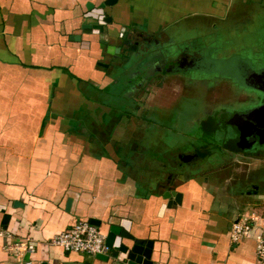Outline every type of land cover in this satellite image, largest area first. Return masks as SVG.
<instances>
[{
  "label": "crops",
  "instance_id": "obj_1",
  "mask_svg": "<svg viewBox=\"0 0 264 264\" xmlns=\"http://www.w3.org/2000/svg\"><path fill=\"white\" fill-rule=\"evenodd\" d=\"M101 1L0 0V231L9 234L0 236V264H18L1 247L18 239L34 246L21 258L30 264H104L47 244L81 218L104 235L122 222L150 240L151 264H264L254 253L255 236L264 237V138L252 134L244 146L246 135L218 124L210 108L245 92L222 81L204 97L177 76L143 72L163 48L190 46L196 28L239 34L230 52L259 66L264 0H117L103 9L111 22L102 32H83L94 23L85 4ZM129 30L148 40L144 50L124 49ZM119 46L147 55L125 62ZM162 119L174 124L167 134ZM227 126L235 137L219 135ZM201 132L211 137L194 141ZM168 181L178 203L162 198ZM236 218L252 226L230 244ZM118 256L115 264H129Z\"/></svg>",
  "mask_w": 264,
  "mask_h": 264
},
{
  "label": "flooded vegetation",
  "instance_id": "obj_2",
  "mask_svg": "<svg viewBox=\"0 0 264 264\" xmlns=\"http://www.w3.org/2000/svg\"><path fill=\"white\" fill-rule=\"evenodd\" d=\"M195 31L196 36L191 39L192 42H190V46H187L184 41H180L177 43L176 47L173 46L172 50L168 51L163 48V51L156 55L157 61L155 66H147L144 68L146 75L151 76L155 71L163 81L170 76H177L180 85L184 86L187 83L202 92L204 97V94L211 91L213 92L215 88L219 89L224 87L222 85L224 81L233 82L232 86H229L232 89H242L245 92V100L239 101L238 99L234 100L231 98L226 102L216 97L213 99L210 106L212 109V117L218 124L221 122V124L225 125L227 122L232 123L235 121L232 116L236 114L241 116L251 114V121L260 123V119L264 118V108L262 106L264 103H261L257 99V96L259 93H262L264 97V62L262 61L260 65L257 66L259 63L257 62V64L251 56L248 57L245 52H242L240 55H229L231 57L235 56V66L233 65L235 70L233 71L234 73H231V76H229V74H227L229 71L226 69V67L230 69L228 62L229 53L227 54L225 50L218 49V43L222 42L225 44L226 41H229L230 44L234 46L238 42L240 35L231 33L230 36L223 37V34L217 29L213 32H207L201 28H196ZM131 34H133V38L137 39L129 42L127 44L128 47L134 44V42H136L135 49L138 48L139 51L144 50V47L148 46L149 43L145 37H142L138 33H132L131 30L126 31L124 36L129 35L131 38ZM123 37L121 39H123ZM210 38L215 41L213 46H208V39L211 40ZM127 50L129 49L127 48ZM242 56L244 59H242ZM149 59L148 57L144 59L145 61H143L142 64H147ZM248 60L251 61L247 63ZM235 71H237V75ZM251 73L254 75L256 73L257 77L251 76ZM250 93H252V95H250ZM195 108L198 109L197 107ZM204 108L207 109L206 107ZM226 128L227 130H231L226 132L227 130L225 131L221 127V131L218 132L220 136L226 135L227 138L236 136L234 126L233 128H231V126H227ZM243 128V130H245L244 135H246L243 144L249 148V141L252 134L254 135V131L251 128ZM198 130H203V123L199 125ZM206 135L207 137H211V135L205 132L204 134L202 132L200 134H195L196 138H194V141H202L203 137ZM240 142L239 139L238 143ZM194 159L198 160L199 158L190 157L189 161L192 163L195 161Z\"/></svg>",
  "mask_w": 264,
  "mask_h": 264
},
{
  "label": "water",
  "instance_id": "obj_3",
  "mask_svg": "<svg viewBox=\"0 0 264 264\" xmlns=\"http://www.w3.org/2000/svg\"><path fill=\"white\" fill-rule=\"evenodd\" d=\"M117 0H102L96 10H93L90 3H86L85 7L88 11H91L86 16L90 17L94 20V23H83L80 25V28L85 33H90L91 30L102 32L103 31V25L109 24L111 22L110 16H104L103 9L105 7H110L116 3ZM77 39V38H75ZM129 35H125L122 39V42L125 44L124 49L127 50H135L136 42L134 44L127 46V43H129L130 40ZM121 46L115 47V54L118 58H123L125 62L133 61L137 56L139 57H145L146 51L139 52V55H130L129 52H126L122 54V52H119ZM128 51V50H127ZM145 59V58H144ZM152 66V65H151ZM144 74L146 75V71L143 70ZM142 74V75H144ZM257 99L262 103H264V97L262 96V93L258 94ZM264 108V104L262 105ZM250 113V112H249ZM247 115V114H246ZM251 114H248L247 116H241V115H235L232 116L235 120L231 124L237 127L238 133L240 135L245 134V130H243L245 127L246 129H253L254 135L260 140L261 138H264V118L260 119V123L251 121ZM258 120V119H257ZM230 123V122H229ZM249 123V124H248ZM169 181L166 183V190H164L162 194V198L167 199L168 201L170 199H173L174 202H179L180 194L178 192H175L171 185H168ZM170 204V203H169ZM169 204H167L169 206ZM89 223L93 225H98V221L94 219H89ZM126 226L124 223L119 222L118 224H109L107 226L106 232H105V238L104 243L108 246V248H111L115 253L112 255H106V254H95L94 258L103 262L104 264H115V262L119 259L118 255H123V260L126 261L129 264H151V261L149 260L150 257V250L152 243L150 240H140L136 239L131 233H129L126 230ZM124 240H127L129 243L122 242ZM129 261V262H128Z\"/></svg>",
  "mask_w": 264,
  "mask_h": 264
},
{
  "label": "built area",
  "instance_id": "obj_4",
  "mask_svg": "<svg viewBox=\"0 0 264 264\" xmlns=\"http://www.w3.org/2000/svg\"><path fill=\"white\" fill-rule=\"evenodd\" d=\"M252 224L247 220L236 218L228 226L227 235L230 244L237 243L240 239L248 235ZM3 234L0 231V236ZM105 235L97 227L88 222L87 219L81 218L67 229L54 234L48 241V245L57 246L65 251L85 253L89 255L107 254L108 246L104 243ZM2 250L10 257L18 259V264H30L29 260L23 261L21 258L25 254H30L34 246L28 239H18L1 246ZM254 253L256 258L261 261L264 259V237L256 235L254 238Z\"/></svg>",
  "mask_w": 264,
  "mask_h": 264
},
{
  "label": "rangeland",
  "instance_id": "obj_5",
  "mask_svg": "<svg viewBox=\"0 0 264 264\" xmlns=\"http://www.w3.org/2000/svg\"><path fill=\"white\" fill-rule=\"evenodd\" d=\"M190 35H192L193 33H189ZM211 40H209L208 39V46H213V44H215V41H214V39H212V38H210ZM213 41V42H212ZM217 43V42H216ZM219 44V47H218V49H220V50H225V52L228 54V62H229V65H230V69L228 68V67H226V69L229 71L227 74H229V76H231L230 74L232 73H234L233 71L235 70L234 68V66H235V61H234V57L235 56H233V57H231V56H229V55H232V53H234V51L231 53L230 52V50L232 49V48H234V46L233 45H231L230 44V42L229 41H226V43L225 44H223L222 42L221 43H218ZM239 45V44H238ZM211 48V47H210ZM216 48V47H215ZM237 55H240L242 52H241V49H237ZM237 57V56H236ZM219 59V58H218ZM242 59H244V57L242 56ZM250 60H248L247 61V63L249 62ZM234 65V66H233ZM235 73H236V75H237V71H235ZM235 76V75H234ZM195 98H197V97H195ZM195 102V107H198V103L200 104V100L198 101V103L196 102V101H194ZM162 122H160V123H162L160 126H158V127H162V132L164 133V134H167L168 133V128H172L173 127V125L174 124H171V125H165L166 124V122L164 121L163 122V119L161 120ZM157 124H158V122H156ZM155 124V123H154ZM170 126V127H169ZM260 207H262L261 208V213H263L264 214V207L263 206H260Z\"/></svg>",
  "mask_w": 264,
  "mask_h": 264
}]
</instances>
